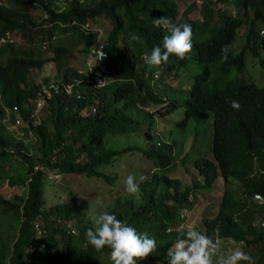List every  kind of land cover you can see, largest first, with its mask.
<instances>
[{
	"label": "trees",
	"instance_id": "obj_1",
	"mask_svg": "<svg viewBox=\"0 0 264 264\" xmlns=\"http://www.w3.org/2000/svg\"><path fill=\"white\" fill-rule=\"evenodd\" d=\"M182 1L179 12L175 0H0V36L10 39L0 43V54H6L0 60V119L5 121H0V264H112L109 248L98 253L86 240L87 229L95 227L84 218L89 199L72 194L45 206L44 183L46 172L52 171L118 181L117 169L124 170L128 157H119L124 151L128 155L137 151L140 161L153 166L142 176H136L137 171L123 173L122 182L127 174L136 177L139 199L117 195L105 209L156 241V251L138 264L147 260L146 264H167L166 253L183 227L179 226L190 221L196 188L210 190L218 177L223 188L216 211L195 219L199 231L211 236L219 226L221 238L243 241L255 264H264V202L251 199L253 193L264 197V84L230 77L232 68L243 66L246 52L264 67L260 54L264 35L259 34V29L264 33V0H202L200 17L188 16L196 8L194 0ZM36 11H40L37 17ZM161 15L177 25L190 24L193 46L185 59L170 56L167 64L150 70L143 55L169 35L153 26V18ZM99 17L110 22L100 43L106 53L102 62L109 70L102 87L94 84L96 67L89 65L93 57L86 62L90 45L99 38L89 26ZM56 32L59 36L53 42ZM65 32L71 39L63 37ZM133 35L141 39L132 40ZM16 41L21 45L15 46ZM50 42L52 54L44 56L38 43L45 48L44 43ZM74 43L80 44L86 69L65 65L64 56ZM224 46L226 61L221 59ZM48 61L54 72L39 82L30 79V70ZM188 63L199 70L191 76L189 88L179 89L187 95L179 101L170 99L167 90L176 91L171 83L179 67ZM211 65L227 79L221 87L208 90ZM68 80L70 94L61 88ZM42 85L48 96L35 121L29 115L33 103L28 101ZM230 99L240 102L239 111L230 107ZM13 104L18 105L16 113L8 110ZM179 105L183 116L178 124L189 116L197 122L204 121L207 112L212 116V158L197 154L189 160L195 173L189 172L191 178L198 176L201 183L197 178L186 183L165 172L175 167L174 142L151 128L156 117ZM16 115L26 121L19 129L25 128L32 142L37 140V153L31 154L30 142L7 131ZM107 133L134 134L143 145L132 142L112 149L103 143ZM6 155L21 162V171L1 174ZM180 159L183 162L185 155ZM111 166L116 170L112 172ZM17 186L23 190L15 191Z\"/></svg>",
	"mask_w": 264,
	"mask_h": 264
},
{
	"label": "rangeland",
	"instance_id": "obj_2",
	"mask_svg": "<svg viewBox=\"0 0 264 264\" xmlns=\"http://www.w3.org/2000/svg\"><path fill=\"white\" fill-rule=\"evenodd\" d=\"M176 1V8L180 12L184 2L182 0H175ZM191 1V0H188ZM196 2V8L192 10L188 16L190 17H200L199 15V6L202 0H194ZM61 2V1H60ZM223 5V4H222ZM221 8V6H220ZM40 11L33 12V14L37 17ZM108 20L103 17H99V21L96 24H92L89 27L97 30V36L99 38L96 39L95 43H101L104 39V33H106L107 28L109 27ZM261 30L259 29V34H261ZM242 27L239 28L238 32L241 33ZM59 36V33L56 32L54 39ZM63 37L66 39H71L69 33L65 32ZM75 37V36H74ZM17 42V41H16ZM70 43L73 42L72 40L69 41ZM75 44V43H74ZM21 44L17 42L15 46H20ZM45 48L43 45L38 43V47L41 53L44 56H50L51 52V42L44 43ZM77 44H75L69 52H67L64 56V61L66 66H70L71 68H84L86 69L87 66L85 61L83 62L84 54H81L78 49ZM43 49L45 51H43ZM261 56L264 57V48L260 51ZM6 54H0V60L5 58ZM199 70L195 64L192 66L189 63L184 64V66L179 67L176 78L172 81L171 87L175 88L176 91L170 92L167 90V95L170 99L181 100L187 94L183 91H180V88H189V84L191 82V76ZM54 72V64L51 61H48L39 69L32 68L30 70V79L33 78L35 82H39L43 75L52 74ZM51 76V75H50ZM230 77L236 78H243L248 81H253L256 85L264 84V67L259 66L257 60L251 56L248 52L245 54L244 64L241 68L236 69L232 68L230 72ZM227 79V76L219 77L217 71L211 65V74L210 79L207 82V89L211 90L213 87H221L223 81ZM51 82V81H48ZM187 92V91H186ZM33 103L32 100L28 102ZM27 103L25 104V106ZM31 107V106H30ZM182 106H178L175 109L171 110L167 114L161 117H156V121L152 124L151 128L153 130L159 131L162 137L168 141L174 142V154L173 155V162H175V167L173 170L166 168L165 172L172 176L174 173L180 179H183L186 183L191 181L192 179L201 183V179L197 177L191 178L189 172L192 173V176L195 175L191 166L189 164V160L192 156L197 154H202L208 159H211V151H210V139H211V129H212V116L210 112H207L204 121L197 122L193 117L189 116L186 118V121L183 124H178V121L183 116ZM2 123L5 121L0 119ZM5 125V124H4ZM10 125V124H9ZM7 124L6 128L7 131L17 135V137L21 138L25 143L30 142L31 154L37 153L36 145L37 140L32 142V138L30 134H27V130H12ZM47 127L49 129V123L47 122ZM152 130V131H153ZM154 133V132H153ZM137 143L143 145V141L139 137H136L134 134L126 135L122 133H107L103 136V143L106 147L112 149H118L126 146L130 143ZM178 153V156H177ZM185 155V159L182 162L180 157ZM128 156V157H126ZM119 157H126L124 170L118 168V181L108 182L106 180L101 179L100 177L96 176H84L82 175H75V174H60L59 172H46V180L44 183V198H45V206L54 203L55 201H64L68 198L69 195L76 194V195H83L89 199L88 207L85 209L84 218L89 219L93 222L95 218L102 212L105 211L106 207L110 205L112 202L115 201L117 195H125L128 194L124 188V182H122L123 173L128 171L138 172L136 176L145 175L147 170L150 168L152 169L153 166L150 164V161H143L137 158V151L130 153L128 155L125 151L120 152ZM151 165V166H150ZM21 162L13 157L8 155L3 157V166L2 168V175L5 176L7 173H11L16 169V172L21 171ZM36 166V165H35ZM114 166V165H113ZM111 166L110 170L113 172L116 170L115 167ZM114 168V169H113ZM131 175L127 174L126 176ZM1 179V178H0ZM1 183V180H0ZM212 187L210 190L207 189H200L196 188V201L192 206L191 210L188 213L187 220H190L189 223L181 224L179 227H193L195 230L199 231V223L195 219H199V217L207 215L213 216L217 204L219 202V191L221 192L222 180L220 177L216 178L213 182ZM15 191L19 192L23 190V187L17 186L14 188ZM255 202V201H254ZM252 202V206L255 205L257 202ZM258 215H256L255 222L258 220ZM83 219V218H82ZM81 219V220H82ZM196 224H195V222ZM198 223V224H197ZM95 225V224H94ZM178 227V226H177ZM176 227V228H177ZM74 229V228H73ZM75 230V229H74ZM222 250L227 251L229 249H234L239 245L238 242H234L229 239L221 238ZM246 253H248L246 248L243 247L242 249ZM249 254V253H248ZM149 261V260H147ZM144 262V264L147 263ZM244 264V262H242Z\"/></svg>",
	"mask_w": 264,
	"mask_h": 264
},
{
	"label": "clouds",
	"instance_id": "obj_3",
	"mask_svg": "<svg viewBox=\"0 0 264 264\" xmlns=\"http://www.w3.org/2000/svg\"><path fill=\"white\" fill-rule=\"evenodd\" d=\"M152 23L155 28L162 29L169 35L163 37L161 45L153 46L150 52L143 55L142 58L148 68L151 70L167 64L170 56H175L180 60L185 59L193 46L191 25L187 23L177 25L165 15L153 18ZM261 34L264 35V33ZM131 39L139 41L141 38L139 35H133ZM93 51L95 52L94 47ZM98 56L97 61H102L106 58V53L100 50ZM227 58L228 48L224 46L221 49V59L226 61ZM99 75L97 73L98 77ZM107 80L108 78L98 79L96 87L104 86ZM227 103L236 111L242 107L240 102L234 99L228 100ZM141 179L145 178L141 177ZM124 188L129 195L139 199L140 187L134 175L126 177ZM253 195L251 198L253 201L264 202L262 195L258 194L263 198L261 201ZM94 224V229H87L86 240L98 253L102 252L105 247L109 248V259L112 264H138L156 251L154 239L149 238L147 233H137L134 227L130 226L127 221L118 219L115 214L102 212L95 218ZM220 231V227L216 226L213 234L209 236L193 227H182L175 242L167 250V264H242V262L255 264L253 257L242 250L245 247L243 241H240L234 249L223 251Z\"/></svg>",
	"mask_w": 264,
	"mask_h": 264
},
{
	"label": "built area",
	"instance_id": "obj_4",
	"mask_svg": "<svg viewBox=\"0 0 264 264\" xmlns=\"http://www.w3.org/2000/svg\"><path fill=\"white\" fill-rule=\"evenodd\" d=\"M262 31V30H261ZM7 36V35H6ZM6 41H10V39L4 37V36H0V43H6ZM93 47L95 48V52L93 51ZM103 50L102 46L100 43L98 44H92L90 45L89 49H88V54H87V58H86V62L88 63L89 62V59L90 57L92 56L93 57V63L92 64H89L90 66H95L96 67V71H94L93 73H99V77L97 76L96 77V81H95V85H97V81L98 79H105L106 77L104 76V73L108 72V68L104 65V63L102 61H97L99 59V56H98V52ZM97 62V63H96ZM81 69H77L76 72H80ZM61 88L63 89V91L66 93V94H70L73 90H72V81H66L64 83L61 84ZM48 86L50 88H52L53 91H57L58 90V87L56 84H51V83H48ZM48 96V91H47V88L45 86H41L40 87V90L37 91L36 93V96L32 97L30 100L33 101V106L30 110V117H32L35 121H38V109L40 108V106L42 105L43 101H44V98ZM9 111H12V112H17L18 111V105L17 104H13L11 106L10 109H8ZM91 110L93 111L94 108L91 107ZM20 125H23L25 126L26 125V121H24L22 119L21 116L19 115H16L13 119V122L10 123L9 127L12 128V130H18ZM20 130V129H19ZM34 167H37V166H34ZM254 197L258 198V200H263V198L261 196H259L258 194H254L253 195ZM70 231L73 232L74 229L71 227L70 228Z\"/></svg>",
	"mask_w": 264,
	"mask_h": 264
},
{
	"label": "crops",
	"instance_id": "obj_5",
	"mask_svg": "<svg viewBox=\"0 0 264 264\" xmlns=\"http://www.w3.org/2000/svg\"><path fill=\"white\" fill-rule=\"evenodd\" d=\"M256 218V217H255ZM252 222H253V219H252Z\"/></svg>",
	"mask_w": 264,
	"mask_h": 264
}]
</instances>
